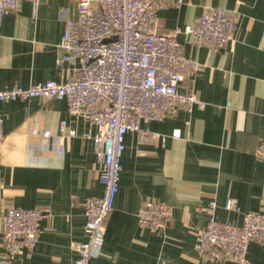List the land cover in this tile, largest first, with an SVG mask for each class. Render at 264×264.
<instances>
[{
  "label": "crops",
  "instance_id": "0c3cea01",
  "mask_svg": "<svg viewBox=\"0 0 264 264\" xmlns=\"http://www.w3.org/2000/svg\"><path fill=\"white\" fill-rule=\"evenodd\" d=\"M208 7L235 13L232 41L215 50L177 34L185 55L203 65L179 89L205 106L140 122L165 135L164 145L138 143L136 133L125 134L119 188L93 264H237L203 262L196 250L202 229L211 217L241 225L244 213H264V158L257 155L264 140V0H160L156 29L183 28ZM74 14L71 0H19L4 15L0 89L69 78L70 67L59 68L56 59L64 22ZM0 115V258L6 256L1 235L6 210L38 208L48 214L38 242L31 251L21 247L10 264H74L72 245L85 240L82 203L103 190L92 141L96 129L69 115L60 98L0 102ZM46 129L50 135L43 137ZM174 129H180L179 138L172 137ZM227 197L236 200L239 212L224 208ZM144 200L171 207L164 228L138 225L136 211ZM248 260L264 264V245L252 241Z\"/></svg>",
  "mask_w": 264,
  "mask_h": 264
},
{
  "label": "built area",
  "instance_id": "2783aa9c",
  "mask_svg": "<svg viewBox=\"0 0 264 264\" xmlns=\"http://www.w3.org/2000/svg\"><path fill=\"white\" fill-rule=\"evenodd\" d=\"M74 17L64 22L58 43L56 65L70 67L64 82L47 80L28 87L13 85L0 89V102L40 98L64 99L69 115L81 118L96 129L92 136L98 163L100 196L82 203L85 240L73 243L77 253L74 264H93L102 248L105 223L113 208L119 188L124 136L137 134L138 143L161 141L165 135L141 127L150 121L179 111L191 112L205 102L192 92H182L180 84L203 70V65L184 53L177 34L183 33L193 46L218 50L234 38L235 13L222 7H208L187 23L168 33L156 29L160 0H71ZM19 0H0V27L4 15L18 7ZM60 131H66L65 121ZM35 133L37 130L34 131ZM180 129L172 137H180ZM50 135L42 131L43 137ZM75 135V130H68ZM4 137V118L0 115V142ZM264 158V140L257 146ZM224 208L240 211L236 200L227 197ZM171 207L160 201L144 200L136 211L138 225L150 231L164 228L171 217ZM48 217L38 208L9 207L1 221V235L6 256L0 264H10L21 247L33 250L38 242L40 223ZM252 241L264 245V213L246 212L241 225L211 217L197 241V254L203 262L231 260L248 264Z\"/></svg>",
  "mask_w": 264,
  "mask_h": 264
}]
</instances>
